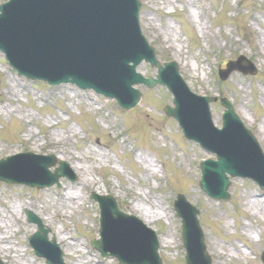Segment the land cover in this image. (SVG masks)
Wrapping results in <instances>:
<instances>
[{"label": "rangeland", "instance_id": "374dc122", "mask_svg": "<svg viewBox=\"0 0 264 264\" xmlns=\"http://www.w3.org/2000/svg\"><path fill=\"white\" fill-rule=\"evenodd\" d=\"M141 2L143 35L159 61L177 62L195 94L218 98L211 105L218 127L225 110L221 99L232 103L264 151V0ZM229 62H239L237 67L251 62L257 73L234 71L224 82L218 70ZM138 72L157 75L144 62ZM138 89L144 94L141 103L123 110L93 91L19 78L0 53V159L22 152L53 155L70 170L65 172L70 180L61 178L59 188L0 182L3 264H47L30 247L37 227L27 221L26 209L51 232L47 236L56 240L65 264H99L101 256L89 244L100 238L99 208L90 199L94 192L111 195L123 212L157 232L164 264H186L181 220L172 209L180 194L199 210L211 264H263L264 191L235 178L230 201L208 197L198 186V165L213 155L186 140L177 122L165 116L163 108L173 99L166 88ZM20 157L14 165L31 168L27 156ZM24 174L46 180L31 169L22 174L10 168L5 176ZM100 264L117 262L109 258Z\"/></svg>", "mask_w": 264, "mask_h": 264}, {"label": "water", "instance_id": "95a60500", "mask_svg": "<svg viewBox=\"0 0 264 264\" xmlns=\"http://www.w3.org/2000/svg\"><path fill=\"white\" fill-rule=\"evenodd\" d=\"M138 3L137 0H12L0 7V50L20 75L53 85L72 83L93 89L116 98L128 110L140 100L132 86L168 87L175 96V107L165 108L167 116L180 122L188 139L217 156V161L202 165L200 187L209 196L226 201L230 199V180L236 177L252 179L264 189V155L255 138L245 130L227 101L223 103L227 109L224 128L216 130L209 114L208 103L212 100L193 96L180 80L176 65L162 67L156 62L153 49L141 35ZM143 61L158 68L157 80L146 81L136 74ZM229 68L233 71L235 64ZM227 77L226 74L224 79ZM54 162L28 157L25 165L31 168L11 166L21 169L22 174L30 169L40 172L46 176L44 182L25 174L22 179L5 176L10 166L2 162L0 182L39 189L51 187L66 174L64 163L54 175L48 174ZM94 199L101 209L102 224L101 240L91 243L94 249L104 258H116L119 264H163L153 231L137 218L121 212L114 198L95 195ZM175 209L183 220L187 263L211 264L197 210L183 196ZM27 216L39 228L31 239L37 255L48 259L49 264H63L62 253L55 241H47L48 231L41 220L30 212ZM39 242H45L51 252L41 251Z\"/></svg>", "mask_w": 264, "mask_h": 264}, {"label": "bare ground", "instance_id": "6f19581e", "mask_svg": "<svg viewBox=\"0 0 264 264\" xmlns=\"http://www.w3.org/2000/svg\"><path fill=\"white\" fill-rule=\"evenodd\" d=\"M68 200H73V199L70 198V199H68ZM73 201H75V200H73ZM71 251H72V253L75 252V251H73V250H71Z\"/></svg>", "mask_w": 264, "mask_h": 264}]
</instances>
